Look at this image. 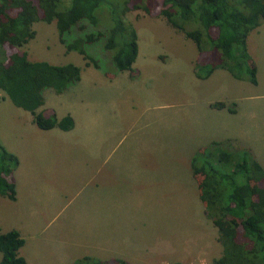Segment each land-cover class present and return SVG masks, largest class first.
Segmentation results:
<instances>
[{"label": "rangeland", "instance_id": "374dc122", "mask_svg": "<svg viewBox=\"0 0 264 264\" xmlns=\"http://www.w3.org/2000/svg\"><path fill=\"white\" fill-rule=\"evenodd\" d=\"M66 3L64 0L63 4ZM162 7L161 0H151L149 12L138 7L130 8L123 15L137 36V54L131 71L113 73L104 67L103 60L96 68L76 51L64 54L53 21L32 23L34 37L15 48L26 53L30 61L58 65L70 62L82 72L79 81L64 91L53 95L50 89H45L43 93L44 107L54 109L56 114L69 111L74 122V136L82 142L80 155L57 152L52 157L46 156L40 164H72V167L89 158L91 164H105L106 169L110 168V185L107 180L106 192L99 193L100 203L103 208L106 206L108 216L104 215L102 224L96 220L90 227L92 221L88 223V220L72 216L74 207L80 204L81 194L76 192L75 185L63 193L58 204L60 210L51 217L42 216L43 210L37 209L42 206L40 202L29 199L28 203L17 205L24 207L29 225L37 231L29 233L28 238L24 236L26 241L32 242L20 251L28 264H64L61 260L66 254L78 255L88 246L97 251L98 246L106 249L101 252L100 260L122 258L129 264H208L220 255L216 228L205 217L202 203L196 198L197 187L191 177L185 175L189 167L186 159L192 155L189 154L191 149L196 148V134L185 137L181 130L173 129L172 120L178 126L185 120L189 127H194L191 121L196 116L195 121L198 119L202 126L209 124L211 127L209 122L215 121L218 113L205 108L202 92L219 93L212 98L222 99L235 95L239 118H234V124L227 119L226 124L234 130L241 128L242 133L260 143L259 151L251 153L255 160L264 164V24L245 40L256 71L257 86L246 81L238 83L229 73L219 79L223 83L218 82L216 79L221 71L203 81L195 76L194 67L199 58L206 56L208 59L210 53L199 52L192 40L176 31L160 14ZM99 18L107 21L105 13H99ZM4 49L10 52L6 45ZM91 50L99 57L101 48ZM89 68L92 82L86 80ZM95 72L101 75L96 76ZM222 86L223 91H220ZM79 96H83L80 106L76 104ZM248 109L254 110V115L247 117ZM29 114L28 111L17 112L0 90V140L10 150H19V158L22 157L24 163L27 153L29 159H41L36 154L37 148L48 140L36 132L32 134L25 118ZM213 134L216 137L217 133ZM209 139L206 137L202 143L213 141ZM123 164H153L155 174L159 170L158 182L123 183ZM108 174L107 171V178ZM78 184L84 185L82 181ZM27 191L30 194L32 189ZM3 202L7 201L0 195V216L6 217L0 231L24 222L20 208L17 210ZM87 204L90 206V202ZM31 214L34 217L29 216ZM72 241L78 244L80 252L77 254Z\"/></svg>", "mask_w": 264, "mask_h": 264}, {"label": "trees", "instance_id": "16d2710c", "mask_svg": "<svg viewBox=\"0 0 264 264\" xmlns=\"http://www.w3.org/2000/svg\"><path fill=\"white\" fill-rule=\"evenodd\" d=\"M63 1L0 0V90L14 106L28 111L40 129L73 126L68 114L57 118L54 112L44 115L38 109L45 89L64 91L79 80L80 68L70 62L30 61L26 53L15 50L34 37L32 23L53 21L65 52L76 51L96 68L103 60L104 67L118 73L131 71L137 54L136 33L123 15L138 7L149 12L151 6V0ZM161 4L159 12L165 20L192 40L199 52L210 53L196 63L197 78L221 68L233 78L256 83L245 40L264 24V0H161ZM99 13L107 15L106 22ZM94 47L101 48L99 57L93 54ZM214 106L222 107L223 102ZM17 163V157L0 143V195L10 200L15 197L12 173ZM189 168L221 249L208 264H264V170L251 151L233 145L230 138L213 140L194 150ZM22 244L16 229L0 232V264H27L18 254ZM111 259L83 255L71 264H128Z\"/></svg>", "mask_w": 264, "mask_h": 264}, {"label": "crops", "instance_id": "0c3cea01", "mask_svg": "<svg viewBox=\"0 0 264 264\" xmlns=\"http://www.w3.org/2000/svg\"><path fill=\"white\" fill-rule=\"evenodd\" d=\"M259 27H260V25H259ZM257 28H255L256 31H257ZM255 29L251 30L248 33V35L251 32H253ZM65 53H67V52L64 51V54ZM248 54H249V52H248ZM89 69L90 70H88L86 73V74H88V79L86 78V80H87V82L88 81L92 82L93 79L89 80L91 77V75L89 74V73H91V68H89ZM220 69L221 68L214 69L206 78H203L200 80L205 81V80L209 79L212 75H214V73H216V71H221L220 72L221 74H219L217 76L216 80L218 82H222V80H219V79H223V75L224 74L227 75L228 72L225 69H221V70ZM81 75H82V72L80 70V76ZM95 75L97 76V75H101V74H99L98 72H95ZM79 79H80V77H79ZM104 79H106V78H104ZM197 79H199V78H197ZM234 79H236V78H234ZM236 80L238 81V83H240L241 81L248 82L247 80H240V79H236ZM248 83L251 86H257V83H258L257 77H256V83L255 84H252L250 82H248ZM75 84H73V85H75ZM219 90L223 91V86L220 87ZM45 92L46 91L44 90L43 93H45ZM50 92L53 93V95H55L57 93V92L53 91L52 89H50ZM43 93H42L43 104L39 107L38 110L42 111L44 115H49L52 112H54V114L57 118H61L62 116L69 113V111H66V112H61L60 114H56L54 109H52L50 107H44L45 106V103H44V95L45 94H43ZM202 93H203V100H204L203 102H205V108L211 110L214 113H218L216 120L209 122L211 124V127L209 126V124L206 125L205 127L202 126L201 122L198 119L195 121V118H196V116H195L194 120L191 121L192 124L195 125L194 127H191V126L189 127L186 124L185 120L182 121V124L180 123L179 126L176 123V121L172 120V122L174 123L173 129L174 130H181L185 137L196 134V137H195L196 143H197L196 148L206 144V143H202V140H204L206 137H210L209 140H221L224 138H230L231 140H233L232 142L235 145L240 146V147H244V148H248L251 152H253V154L255 152H257V150L259 151L260 143H257L253 137L246 136V133H242L241 128L236 127L234 130V127L230 128L228 126V124H226L227 119L232 120L233 124H234V118H239V106H238L237 97L235 95H226V96H229L228 99H222V97L212 98V97H215V96L220 95V94L219 93H210L207 95L208 92H202ZM82 98H83V96H82ZM82 98L80 96L78 97V101L76 102V104L78 106H80ZM230 100H231V103L228 104V102H230ZM216 102H223V106L222 107L214 106V104ZM6 107H9L8 104H6ZM17 108H19V107L14 106V109L17 112L21 111V110L26 111V110H23L21 108H19L21 110H17ZM45 108H47V109L45 110ZM71 109L76 110L73 107H71ZM8 110L11 111L10 108ZM21 113H23V112H21ZM254 113H255L254 110L250 111V109H248L247 117L254 115ZM25 118L28 120L29 125L31 126V128L33 130L32 134L34 132H36L38 135L46 137L48 140H46L44 142L42 147L39 145L37 148L36 154H38L37 156H40L42 158L38 159L39 161L38 160L34 161V160L28 158V153H27V162L26 163L23 162L22 157L19 158V156L21 155L19 153V150H17V151L10 150L0 140L1 144L9 152H12L13 154L16 155L17 161H18L17 166L15 167V169L13 170V173H12V181H13L14 186H15L14 187L15 197L13 200H10L4 196H1V197L5 198L7 201V202H3V203L5 205L11 204L15 208H17V210H18V208H20V206H17V205H22L23 203H28V201L30 199L34 202L42 203V206L37 207V209L43 210L42 216L51 217V216H53L52 215L53 213H57L60 210V206H59L60 205V199L63 196V193L66 190L70 189V187L72 185H75L77 187L76 192H80L81 194L79 195V200H78V201H80V204H79V206L74 207L73 212H72L73 213L72 216L75 218H79L81 220H86V221L88 220V223L92 221L90 224V227L93 226L92 223H95L96 220L99 221L98 223L102 224V219H104L106 216V214H105L106 206H105V208H103V204L100 203L99 193L101 191L106 192L107 180H108L109 185H110V168L106 169L105 164H102L100 166H97L95 164H91L89 162V158H88L87 162L85 160V163H83L81 165H77V166H72V167H70L72 164L57 165V164H53V163L50 164V162H49V164H47L48 161L46 162V164H47L46 166L44 164H40V162H43L45 160L46 156L52 157L53 154L57 153V152H60L59 154H61V155L73 156L75 152H76V154L80 155V145L82 144V142L80 143L78 138L74 136V129H75L74 126H72L68 130H62V129H59L58 127H53L50 129H40V128L36 127L35 124L32 122L30 114H29V116H25ZM37 129H40L44 132H40ZM214 132L217 133L216 137L213 134ZM74 145H75V148H74ZM256 146H257V148H256ZM193 152H194L193 149H191L189 154H192ZM190 156L191 155H189V157L186 159L188 161V165H189ZM52 161H53V159H52ZM37 162L39 164L35 165ZM257 162H258V160H257ZM261 164H260V166L264 170V164L262 162H261ZM152 167H154L153 164L152 165H146V166H144V165L128 166V165L123 164V178H124L123 183L132 184L134 181H138V182H141V184H143V183L154 184L155 181L158 182L159 170H157V172L155 174L154 168H152ZM107 171L109 172L108 178H107ZM187 171L188 172L185 174L186 177H191V179H192L191 181L193 182V185L196 188L197 187L196 181L193 178V175L191 174L189 167H188ZM80 181H82V183L84 184L83 186L78 184ZM156 185H158V183ZM27 189H30V191L32 189V192L30 193V191H29L30 194H28ZM20 190H22V191H20ZM74 195H76V194H74ZM25 197H29V198L26 199ZM196 198H198V200H199L197 189H196ZM89 202H90V206L87 204ZM91 202H93V204ZM199 202H200V200H199ZM23 208H20V210L23 211ZM29 212H33V211L30 210ZM21 216L24 217L23 223L18 224L16 226H12V227L8 226L7 229H4L3 231H0V232H5V231H8L10 229H16L19 232L20 236L23 238V244L19 247L18 254L20 256H22L25 259L26 263L28 264V260H27L26 256H24L22 253H20V251L23 249L24 246H26L27 243L32 245V242L26 241L24 236L27 237L29 233L36 234L37 231H34L31 228V226L29 225V223L27 221V217L25 215V211H23L21 213ZM29 216L34 217L33 214H31ZM4 218H6V217L0 216V226H1V224H3V222H5ZM106 218H108V216H106ZM79 228L80 227L78 226V229ZM89 234L92 235L90 232H89ZM72 243L74 245L73 250L75 249L76 254H77V252H80L79 247H76L78 244L75 241H72ZM83 244H86V243L83 242L82 245ZM101 248H103V247L98 246V251H97V250H94L92 247L88 246L87 250H85L84 252H82L78 255L68 256L66 254L65 257H63V259L61 260V262L63 261L64 264H71L76 259L75 256H78V258H79L83 255H88V256H91L94 258L101 259L102 258L101 252L106 250V249L101 250ZM188 251L190 252L191 250H188ZM0 256H1V254H0ZM126 262L129 264L128 261H126Z\"/></svg>", "mask_w": 264, "mask_h": 264}]
</instances>
